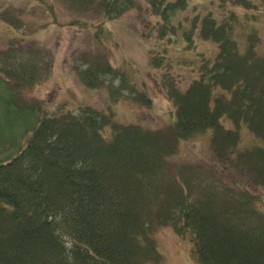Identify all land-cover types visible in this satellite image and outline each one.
<instances>
[{"label": "trees", "instance_id": "16d2710c", "mask_svg": "<svg viewBox=\"0 0 264 264\" xmlns=\"http://www.w3.org/2000/svg\"><path fill=\"white\" fill-rule=\"evenodd\" d=\"M199 1L242 10L224 9L223 17L209 10L182 32L187 46L195 37L213 43L212 57L204 56L206 46H198L202 58L181 57L180 41L173 45L170 38L165 59L149 60L145 72L151 78L155 73V82L162 79L175 108L167 128L124 122L112 106L74 115L64 103L21 101V87H13L32 82L37 66L20 41L18 59L6 52L12 63L0 67L6 94L0 95V155L6 154L0 158V264H151L160 256L152 232L164 225L191 235L201 264H264V37L254 19L239 17L251 11L261 16L264 0ZM148 2L162 28L175 32L190 0ZM76 3L102 4L107 16L132 5L71 0ZM15 37L29 39L24 33ZM169 58L176 66L162 68ZM186 63L193 73L181 88L165 74L176 76ZM85 64L77 71L80 82L106 88L112 103L126 98L119 92L125 85L103 86L100 75L114 79L120 72L107 59ZM126 82L135 100L152 104L143 80L140 90ZM25 130L30 136L24 139ZM199 134L209 136V151L218 157L206 163L208 170L196 159H183V141ZM245 134L254 145L239 150Z\"/></svg>", "mask_w": 264, "mask_h": 264}, {"label": "rangeland", "instance_id": "374dc122", "mask_svg": "<svg viewBox=\"0 0 264 264\" xmlns=\"http://www.w3.org/2000/svg\"><path fill=\"white\" fill-rule=\"evenodd\" d=\"M62 1L63 0H0L1 15L3 16V13H7L5 18L6 21L2 20L0 22V58L3 59H0V62L2 61L3 63L0 67H4V65L5 67H8L12 63V60L7 58L9 56H7L8 54H6V52L11 55L14 54L17 59L19 58V54L16 52V44L18 41H15V38L12 37V34H14L15 31L9 29L7 33L6 30L2 28V25L8 24L13 29H15V27H13V25H15L16 28L20 29L19 25H16L15 22H11L12 19L10 17H14L21 20L24 19V23H29L30 21L34 26L38 27L39 25L50 21L48 16L50 14L49 12H51L49 10L50 6L62 7L64 4ZM128 1L132 5L129 9L121 13L122 15L119 17L110 15L113 17L110 19L112 22L107 24L110 29L117 31L120 29V24L126 23V26L123 31L118 32V37H116L118 45H114L115 47L112 48L113 55H108V57L101 55L102 51L95 46L92 50L89 49V43L94 42L96 39L95 32L94 35H92L88 29L84 28L81 32L82 37L77 38L74 34L82 29L71 24V20L75 16H88L91 20L85 21L91 24H96L97 22L104 20L106 16L103 15L100 8L91 9L92 13L88 15L84 10H75V7L73 6L65 10V12L60 8L56 14L58 20L56 19L54 22L59 24V29L63 31L62 33H53L52 30L50 33L46 32V34L37 35V28L32 30L26 28L23 30L25 34L34 37L30 41H21L20 44L24 50L31 52L33 61H37L36 66L38 71V73L34 74L35 78L32 82L13 87L15 90L17 87H21L20 92H23V101L32 102L39 100L42 104H45V102L49 103V101L60 102L62 104L66 101L64 103L65 106L63 107L65 109H71L72 111L74 110L75 114L79 109L77 107L78 105L84 106L86 104H91L99 108H107L104 103L106 97L105 88H99L95 92H85L77 83V68L79 67L80 69H83L86 66L85 60H88L89 62L94 60L103 61L105 58L114 68L119 69L121 78L111 79L109 75H103L102 82L107 84L111 80L114 82L113 87L115 89H118L120 84L125 85L123 94L126 98L124 99L121 97L120 100L116 102L118 103V106L115 105L116 114L119 118L128 123H134L137 121L144 123L146 121L145 123L150 125V127L167 128L168 122H163L161 119V109L167 105L166 94H164L165 91H168L167 87H163L164 82L162 79L161 81L159 80L155 82V73H153L151 78L149 74L145 72L147 68L146 63L148 53L151 55H158L162 59H165L164 55L156 53V51L161 50L160 41L151 43L149 38V26L155 21V18L153 17V14H151L152 11L148 0ZM194 3L197 7L194 8L191 3L188 5V8L181 13V18L183 20L182 26L175 30V34H172L173 36L176 37L180 34L179 32L183 31L184 25L187 22H191V19L197 14L202 16L207 13L208 10H212L219 14L220 17H223L225 15L224 9L225 11H230L232 9L240 14L241 12L238 9L242 10L234 5H231L230 7L225 5V7H220L224 8L222 11V9L218 8L219 6H201V1L199 0H196ZM218 4L219 3H217V5ZM11 6L12 8H10ZM82 9H84V7ZM255 12L256 11H251L249 13L243 12L244 15H239V17L248 15L251 20L254 19V23L261 30V35L264 37V12L261 16L260 14L256 15ZM10 14H12V16H10ZM238 22L240 23V21ZM101 23L104 24L103 22ZM129 24L137 26V28L128 26ZM159 24L160 22L157 23V27L160 32ZM242 31L243 30L239 32L240 35ZM143 32H145V36L142 34ZM154 32L155 31H152V35ZM136 34L137 38L139 37V42L137 41V43L133 39V36ZM169 35L170 32L168 31L167 34L162 37L163 45H169V42L167 41ZM72 39L75 40L72 41ZM109 39H111V37H108L107 41H109ZM60 44L61 47H59ZM78 45H80L81 48H79ZM144 45L147 48L146 50L144 49ZM214 46L215 45L211 42L207 44L204 49L205 57H212L215 54ZM78 51L83 54L91 52V57L87 58L86 56H82L80 58ZM28 54L29 52H27V55ZM200 54L198 55L199 57L201 56ZM122 55H125V57ZM67 59H69L70 63L74 62L76 65L74 63H67ZM168 63L170 66L175 65L173 59L169 58L164 61L162 68L169 66ZM129 68L136 69L135 73H133V71L130 72ZM177 72L178 73L174 77H172V75H175L172 70L167 71L165 75L173 79L176 78L179 86L185 88L188 82V75L193 73L189 72V63H186L184 68L177 70ZM185 74H187L186 77L184 76ZM159 75H162L161 71L159 72ZM125 80L133 81L134 86L138 90H140L143 80L146 85V90L153 99L152 104L150 106H143L140 102L135 100V93L129 94V92L125 90L130 86V83H125ZM0 95L6 94L3 91H0ZM18 98L21 100L20 97ZM23 133L27 134V130L22 131V134ZM29 136L30 135L28 134V137ZM18 137L19 136H16L15 138L18 140ZM252 145H254L252 139L245 134L239 150H245ZM183 149V159H196L195 161L201 159L198 160L201 163H207L213 160L217 161L218 159V157L216 158L211 155L209 151V143L206 136L203 134L196 135L189 140L183 141ZM5 156L6 154L3 152V154L0 155V158ZM171 160L176 162L178 157L174 156ZM228 167L223 171L225 180H229V176L225 173ZM247 182L250 183V180H247ZM192 194L196 196V192H192ZM152 235H154L153 242L155 247L158 246L159 252H157V254L160 253V256L158 260H153V263L151 264H199L196 258L197 253H195V250L193 249V239L190 234L179 235L171 225H164V227H159L156 231L152 232Z\"/></svg>", "mask_w": 264, "mask_h": 264}]
</instances>
